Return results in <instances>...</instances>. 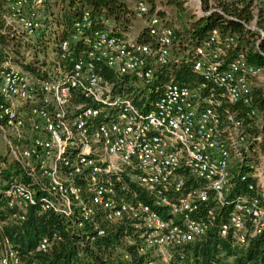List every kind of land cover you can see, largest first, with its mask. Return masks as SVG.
<instances>
[{"label": "built area", "instance_id": "built-area-1", "mask_svg": "<svg viewBox=\"0 0 264 264\" xmlns=\"http://www.w3.org/2000/svg\"><path fill=\"white\" fill-rule=\"evenodd\" d=\"M44 1L4 0L5 19L32 35ZM149 35L151 44L119 38L96 27L85 11L59 45L64 65L45 79L18 70L0 49V138L9 162L25 173L4 180L0 165V201L22 222L41 195L43 212L91 234L92 242L107 235L103 224L127 221L139 234L146 264H196L194 248L211 232L233 247L264 232V192L259 184L243 192L247 177L233 166L234 153L241 161L234 141L248 151L242 121L221 112L225 105L250 106L253 81L264 70L243 54L227 62L235 39L223 43L214 31L196 50L193 71L201 85L170 81L149 110L141 109L98 69L151 86L176 37L158 17L151 18ZM51 246L44 239L38 251ZM0 264H25L2 224Z\"/></svg>", "mask_w": 264, "mask_h": 264}, {"label": "trees", "instance_id": "trees-1", "mask_svg": "<svg viewBox=\"0 0 264 264\" xmlns=\"http://www.w3.org/2000/svg\"><path fill=\"white\" fill-rule=\"evenodd\" d=\"M201 1L204 12L194 15L188 13L189 9L182 0H45L39 27L28 35L24 30L20 33L19 25L5 19V2L0 0V49L14 63L17 61L24 71L45 79L64 65L59 45L71 38L74 23L85 11L91 13L96 27L106 29L119 38H127L133 29L141 28L138 22L144 20L139 18L140 8L144 7L147 9L146 20L137 42L152 43L150 20L160 18L175 32L176 40L169 63L157 68L151 86L145 85L136 76L120 78L103 66L98 72L115 86L117 93L132 98L139 108L149 110L170 81L186 87L201 85L202 79L193 71L196 50L210 39L214 31H218L223 43L228 38L235 39L225 56L227 62L243 54L250 64L264 70V2L217 0L212 4L211 0ZM166 8L171 9V13H178V25L173 15L165 11ZM250 98V106L243 103L225 105L221 110L222 116L227 110L243 124L240 131L245 136L248 151L244 147L239 148L241 161L239 159L235 166L247 177V182L241 186L243 192L248 185L258 184L254 173L261 158L260 150L264 148V87L253 84ZM251 111H255L256 115H248ZM260 116L262 122H259ZM2 164L6 166L4 180L25 175L18 163L9 162L8 153L0 146ZM257 189L261 191L260 186ZM41 198V195L37 196V203L29 207L22 222L12 220V211L0 201L2 234L12 240L25 264H146L145 257L140 256L137 250L141 242L139 234L129 222L103 224L107 235L92 242L91 234L84 235L71 228L68 221L55 213L43 212ZM144 201L151 203L148 198ZM44 239L52 241V246L46 252L38 251ZM194 249L196 264H264V232L246 247H233L230 240H223L217 232H211Z\"/></svg>", "mask_w": 264, "mask_h": 264}, {"label": "rangeland", "instance_id": "rangeland-1", "mask_svg": "<svg viewBox=\"0 0 264 264\" xmlns=\"http://www.w3.org/2000/svg\"><path fill=\"white\" fill-rule=\"evenodd\" d=\"M182 1L184 2L185 7H187V8L189 9V10H188V13H190V14L193 13L194 15H199V13L196 12V8H197V6L199 5V4H198L199 1L202 2L201 0H182ZM214 1H217V0H211L212 4H214ZM202 10H203V9H202ZM165 11L171 13L172 10L169 9V8H166ZM203 12H204V11H203ZM255 13H256V14L258 13V10H257V9H256ZM171 14H172L173 17H174L175 24L178 25V22H177V20H176V16L178 15V13H177L176 11H174V12H172ZM141 16H144V15H141ZM22 30H23V29L21 28L20 33H22ZM26 42H27V41H26ZM173 50H174V48L172 49V52H173ZM50 52H52V50H51ZM14 61H15V60H14ZM14 67H16L18 70L20 69V70L24 71V70L22 69V67H20V66L18 65V62H17V61H15V63H14ZM253 84L261 85V86L264 87V73H263L258 79H256L255 81H253ZM259 122H262V117H261V116L259 117ZM234 142L236 143V149H237L238 152L240 153L239 148H240V147H243V144H244V143H242V142H238V141H236V140H235ZM237 144H238V145H237ZM0 146H1V148L3 149V151H4L5 153H7L6 145H5L4 141H2L1 138H0ZM260 151H261V152H260V153H261V155H260L261 158H260L259 164H257V165H260V164L264 165V148L261 149ZM233 159H234V160H233V166H236V165L238 164V161H239V157H238V155L234 153Z\"/></svg>", "mask_w": 264, "mask_h": 264}, {"label": "crops", "instance_id": "crops-1", "mask_svg": "<svg viewBox=\"0 0 264 264\" xmlns=\"http://www.w3.org/2000/svg\"><path fill=\"white\" fill-rule=\"evenodd\" d=\"M139 18H144V20L143 21H139L138 22V24H139V26L141 27L140 29H138V30H134L133 29V31H131L129 34H128V36H127V38L128 39H130V40H132V41H138V37H139V35L141 34V31H142V27L145 25V20H146V18H145V16H139ZM256 168H257V178H258V184H259V186H260V188H261V190L264 192V165H262V164H260V165H256L255 166Z\"/></svg>", "mask_w": 264, "mask_h": 264}]
</instances>
